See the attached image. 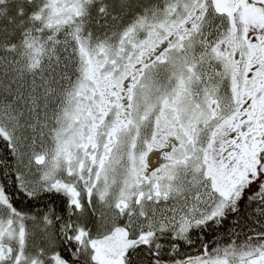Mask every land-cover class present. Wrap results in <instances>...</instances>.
Wrapping results in <instances>:
<instances>
[{
    "label": "snow or ice",
    "instance_id": "snow-or-ice-1",
    "mask_svg": "<svg viewBox=\"0 0 264 264\" xmlns=\"http://www.w3.org/2000/svg\"><path fill=\"white\" fill-rule=\"evenodd\" d=\"M0 264H264V0H0Z\"/></svg>",
    "mask_w": 264,
    "mask_h": 264
}]
</instances>
